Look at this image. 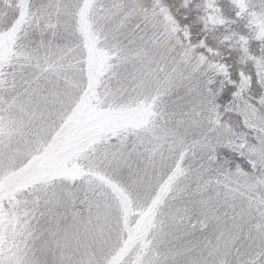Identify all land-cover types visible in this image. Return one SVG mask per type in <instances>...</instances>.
<instances>
[{
    "label": "trees",
    "instance_id": "trees-1",
    "mask_svg": "<svg viewBox=\"0 0 264 264\" xmlns=\"http://www.w3.org/2000/svg\"><path fill=\"white\" fill-rule=\"evenodd\" d=\"M39 1L24 0V10L13 6L1 24L4 38L17 45L43 31L53 51L61 43L65 53L83 49L87 68L96 52L101 71L95 83L93 76L86 79L97 98L83 92L96 112L108 110L103 103L116 80L134 96L133 82L140 83L133 102L109 107L124 121L100 131L96 141L109 137L115 145L128 136L133 144L135 136L143 137L162 161L155 186L156 174L148 176L145 202L127 186L129 210L111 184L97 172L94 181L92 170L83 168L89 155L78 160L86 177L50 175L48 184L78 190L70 208L80 213L91 209L85 203L90 194L120 206L122 218L128 217L123 245L132 243L127 264L144 250L177 264H264V0H76L58 8L37 7ZM64 16L65 28L56 36L46 23H61ZM92 18L98 19L93 27ZM23 23L30 24L26 31ZM48 150L46 145L39 156Z\"/></svg>",
    "mask_w": 264,
    "mask_h": 264
},
{
    "label": "rangeland",
    "instance_id": "rangeland-1",
    "mask_svg": "<svg viewBox=\"0 0 264 264\" xmlns=\"http://www.w3.org/2000/svg\"><path fill=\"white\" fill-rule=\"evenodd\" d=\"M21 1L1 0L0 28L3 19L12 14L13 6L17 11L24 10V0ZM75 1L40 0L37 7L45 4L44 8H49V5L58 8L62 3ZM102 1L105 3V0ZM98 3L103 5L101 1ZM60 18L63 20L61 23L58 20L46 23L56 31V36L61 32L60 27L65 28L66 16ZM94 18L92 27L98 23V19ZM23 24L26 31L30 24ZM2 29L0 264H127L124 259L132 249V243L123 245L121 231L126 227L128 217L125 215L126 218H122L120 206L110 205L106 200L90 194L85 203L91 209L88 207L82 213L81 210H72L70 199L79 191L67 186L51 187L48 177L70 178L68 174L72 178L86 177L78 160L89 155L90 161L83 168L92 170L90 176L94 181L97 180L92 174L97 172L100 179L111 184L117 192L116 199L126 204L124 208L129 210L132 207L125 191L127 186L145 202L150 192L148 176L156 174L152 181L155 186L162 164L154 150L146 148V138L135 136L133 144L127 140L128 136H123L115 145H111L110 138L105 136L100 143L96 141L100 131H108L114 128V123L124 121L120 110L108 112L109 107L119 105L121 109L130 104L136 95L141 94L142 85L133 82L131 92L135 93L134 96L124 91L127 88L125 81L116 80L108 88L106 102L103 103L108 110L96 112L90 103V96L89 100L83 99L85 89L97 98L90 79L93 76L95 83L102 67L96 52H91L92 61L87 68L82 61L83 49L74 53L75 49L70 47L69 53H65L66 46L61 43L53 51V45L44 42L47 39L43 31L36 38L32 33L20 44L13 45L9 37L4 38L2 34L5 30ZM87 77L91 81L88 86ZM97 120L102 121L100 126H97ZM46 145L48 152L44 157L39 156ZM149 151L150 154L145 156ZM113 157L115 159L112 160ZM23 166L27 169L14 183H10L8 177H13L14 172ZM64 173L67 175L59 176ZM110 175L117 176V182L125 184V187L120 189ZM87 182L90 183L91 179L88 178ZM84 185L92 189L91 185H86L85 178ZM127 210L129 214L131 211ZM157 238H163V241L170 239L161 235ZM146 263L177 264L162 262L156 255L149 254V250H144L142 258L133 259L128 264ZM182 264L191 263L185 260Z\"/></svg>",
    "mask_w": 264,
    "mask_h": 264
}]
</instances>
